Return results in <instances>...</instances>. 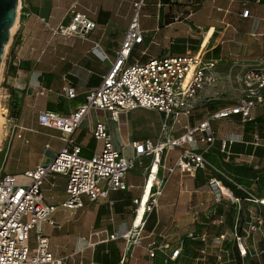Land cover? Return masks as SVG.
Segmentation results:
<instances>
[{"label":"crops","instance_id":"0c3cea01","mask_svg":"<svg viewBox=\"0 0 264 264\" xmlns=\"http://www.w3.org/2000/svg\"><path fill=\"white\" fill-rule=\"evenodd\" d=\"M138 1L19 0L16 22L7 50L4 51L0 71V120L3 121L0 177L13 175L18 183H28L29 180L23 176L26 171L36 166H46L53 160L64 145V136L55 129L41 126L38 115L52 112L67 116L84 102L90 91L99 86L116 58L124 31L133 15V4ZM157 1L144 0L145 6L139 18L143 42L131 50L129 65L145 63L152 57L201 52L217 61L219 75V70L228 67L238 68L242 72L245 67L257 64L263 56L264 0H192L191 9L186 6L187 0H161L165 6L160 9L156 8ZM70 10L85 15L95 23L94 30L85 39L52 33V29L68 22ZM243 11H248L246 18L241 16ZM177 13L182 14L180 22L173 21V15ZM16 59L20 61L18 65ZM66 85H70L76 94L71 101L62 95V88ZM39 88L50 91L39 95ZM209 95L203 93L199 96L189 118L180 117L175 124L167 121L165 132L161 131L164 122L162 116L147 110L121 114L115 122L102 111H93L90 118L104 121L114 149L128 151L130 156L131 150L126 145L131 141L149 139L156 142L164 140L169 134L178 138L183 135L185 125L195 126L210 113L229 106L220 108L219 105L207 103ZM259 108L264 112L262 107ZM251 112L252 119L262 113L251 116ZM7 114H13L15 124L22 129L8 130L5 126ZM218 121L219 124L213 129L216 142L205 158L238 184V180L249 183L240 185L264 198V187L259 188L257 178L241 179L234 172L240 166L253 171L264 170V158H258L253 153L245 154V148L240 143L232 146L240 150L238 153L230 150V155L226 156L220 152L221 141L229 135L240 136L247 146L253 135L257 134L256 129L244 134V124H241L239 116ZM229 122L241 125L234 127ZM84 123L87 130L82 131L80 126L73 132L72 138L80 147L81 156L90 158L100 151L101 144L93 140L86 119ZM176 125H179L177 135L173 133ZM203 147L199 145V149ZM251 147L252 152L261 149L264 141H260L258 147ZM181 151L175 148L163 155L162 167L158 170V179L162 184L155 210L149 215L150 222L148 225L146 223L142 232L140 246L128 253L124 264H159L158 257L148 258L147 245L161 240L174 244L186 231H199L201 228L193 223L194 211L198 209L199 221L205 222L209 210L215 207L214 192L208 185L212 176L210 171L183 175L175 170L168 176L166 169L174 165ZM207 156L213 157L214 162ZM148 165L149 159H146L140 170L141 184L130 183L132 176L127 173L126 192H110L107 199L94 202L82 195V206L76 210L62 207L67 199L66 179L62 176L45 178L40 187L42 200L55 210L50 216L53 224L44 222L41 233L48 238V250L53 257L66 258V264L101 263L99 254L109 251L105 264H119L123 241L101 242L114 231L130 228L134 207L132 200L141 194L143 169ZM152 183V178L146 179L140 200L147 199ZM258 188L261 190L258 191ZM236 192L239 198L243 197L240 191ZM217 213H221L220 206H217ZM31 233L34 235L33 232L29 233L28 245ZM78 238L88 240L90 246L81 252H74ZM33 242L35 247V236ZM184 252L190 258L193 250L186 246ZM182 261L183 264H190Z\"/></svg>","mask_w":264,"mask_h":264},{"label":"built area","instance_id":"2783aa9c","mask_svg":"<svg viewBox=\"0 0 264 264\" xmlns=\"http://www.w3.org/2000/svg\"><path fill=\"white\" fill-rule=\"evenodd\" d=\"M144 6V0L133 4V15L124 31L114 62L99 86L85 96L84 102L67 116L52 112L38 115L41 126L55 129L64 136V145L53 160L46 166H36L26 171L23 176L29 180L28 183H18L13 175L0 177V264H66V258L53 257L48 250V238L41 233L44 222L53 224L50 216L55 210V207L46 206L42 200L40 187L45 178L62 176L66 179L67 199L62 207L76 210L82 206V195L94 202L107 199L110 192H126L127 173L136 166L143 167L144 161L149 159V165L143 169L141 194L132 200L134 209L130 228L114 231L101 242L123 241L119 264H124L128 253L140 246L142 232L160 196L162 182L158 179V170L162 167V157L175 148L182 151L174 165L166 169L168 176L175 170L183 175L210 171L212 176L208 185L214 192L215 207L209 210L205 222L199 221V210L194 211L193 223L195 227L201 228L199 231H186L174 244L165 240L148 244V258L158 257L159 264H183L182 259L189 260L190 264H264V198L256 197L205 158L216 142L211 126L213 121L239 116L241 124H245L252 120L250 112L253 108L264 106V53L257 64L245 67L242 71L239 79L243 85L242 96L235 104L210 113L195 126L185 125L183 135L178 138L169 134L164 140L156 142L149 139L131 141L126 145L131 150L128 157L123 151L114 149L106 123L90 118L93 111H102L108 113L109 119L115 122L121 114L147 110L162 116L164 122L161 131L165 132L167 121L175 124L180 117L189 118L199 96L215 85L218 78L217 61L201 52L152 57L145 63H127L131 50L143 42L139 18ZM164 6L161 0L157 1V9ZM186 6L191 9L192 0H187ZM241 16L246 18L248 11H243ZM68 17L65 25L52 29L53 34L85 39L95 28L93 21L74 10H70ZM182 19L181 13L173 15L174 22ZM16 61L18 65L20 61ZM49 91L39 88L38 94L44 95ZM62 95L68 101L76 97L70 85L62 88ZM85 119L93 140L101 144L100 151L90 158L81 156V149L72 138L73 132ZM5 126L11 132L22 129L15 124V118L10 114L6 115ZM260 141L264 139L256 134L247 145L258 147ZM236 143L244 144L240 136L229 135L221 141L220 152L229 156L230 148ZM199 145L204 147L199 149ZM150 178L153 183L148 190L142 216L136 223L140 198L145 191L144 184ZM220 185L233 194L235 198L232 201L224 196ZM234 190L240 191L243 198L237 197ZM241 202L251 206L244 219L240 216L243 211ZM217 206L221 207L220 214L217 213ZM30 232L35 236L32 250L28 246ZM89 246L88 240L78 238L73 249L74 252H81ZM186 246L193 250L195 256L188 258L184 252ZM259 258L262 260L257 261Z\"/></svg>","mask_w":264,"mask_h":264},{"label":"rangeland","instance_id":"374dc122","mask_svg":"<svg viewBox=\"0 0 264 264\" xmlns=\"http://www.w3.org/2000/svg\"><path fill=\"white\" fill-rule=\"evenodd\" d=\"M219 71H220V74L218 75V78L215 82L214 87L210 88V90L208 89V92H204V95L210 94L208 96V99H206V100H209L207 103L212 104V105H215V104L219 105V107L221 108V107H224L227 105L235 104L239 100V98L242 96V86L243 85L239 81L242 72L239 71L238 68L228 67V68H225L224 70H219ZM262 108L264 109V106ZM259 111H260L259 107L253 108V110L251 112V116H253L254 113H257ZM261 112H262V110L259 113H261ZM218 124H219V121H215V122L211 123L214 130ZM229 124H231L234 127H236V125H238L237 127H239V125H241V124H235L234 122L233 123L229 122ZM2 125H3V121L0 120V139L2 136V128H3ZM80 128L82 131L87 130L85 123L84 124L82 123ZM178 128H179V125L174 126L173 133H175V135H177ZM256 133L259 136V138H261V137L264 138V127L262 128V127L258 126L256 128ZM123 154L126 157H128L129 152L125 151V152H123ZM207 157L209 160L214 162L213 157H211V156H207ZM141 169H142V167H137V168L128 172L132 176L130 178V183H134V184L135 183H138V184L142 183V178L140 175ZM126 182H127V180H126ZM242 198L243 197H240V199H242ZM240 206H241V209L243 210L240 216L242 219H244L243 217L245 216L246 211L249 208H251V206L245 202H241ZM133 209H134V207H133ZM230 212H232V211H230ZM150 218L151 217H149V219L147 221V225L150 222ZM33 236L34 235H32V233H31L30 239H29V245H28L29 249L34 248ZM194 254H195L194 252L191 253V256H195ZM186 261L190 263L189 260H186ZM230 264H240V263L235 262V263H230ZM244 264H250V263L245 262Z\"/></svg>","mask_w":264,"mask_h":264},{"label":"trees","instance_id":"16d2710c","mask_svg":"<svg viewBox=\"0 0 264 264\" xmlns=\"http://www.w3.org/2000/svg\"><path fill=\"white\" fill-rule=\"evenodd\" d=\"M11 115L14 116L13 114H11ZM258 126H260L262 128L264 127V112L260 116L255 117L254 119H252L249 122H246L243 125L244 134H247L248 132H252ZM250 141H245V142L249 143ZM241 147L245 148V150L243 152L245 154H247V155L253 153V155H256L258 158H264V147L261 148V149H255L254 152H252V147L251 146H248V145L245 146L244 144H242ZM230 150L233 153L234 152L238 153L240 151V150L235 149L234 147H231ZM234 172H235V175L238 176L241 179H243V178H245V179H249V178L256 179L257 178V181L259 183L258 184L259 188H263L264 187V170L253 171L251 168H246L245 166H240V167L235 168ZM238 182H239V184H242V185L243 184L244 185H249V183L243 182L241 180L240 181L238 180ZM259 188H258V191L261 190ZM233 192L238 197V194H237L236 190H234ZM255 194L254 195L259 198V195L257 193H255ZM107 255H109V251H106L102 255L99 254L102 264H105V260H106V256ZM101 263H99V264H101Z\"/></svg>","mask_w":264,"mask_h":264},{"label":"water","instance_id":"95a60500","mask_svg":"<svg viewBox=\"0 0 264 264\" xmlns=\"http://www.w3.org/2000/svg\"><path fill=\"white\" fill-rule=\"evenodd\" d=\"M19 0H0V67L5 47L11 38V29L16 22Z\"/></svg>","mask_w":264,"mask_h":264},{"label":"bare ground","instance_id":"6f19581e","mask_svg":"<svg viewBox=\"0 0 264 264\" xmlns=\"http://www.w3.org/2000/svg\"><path fill=\"white\" fill-rule=\"evenodd\" d=\"M15 25V24H14ZM14 27V26H13ZM13 29L14 28H12L11 29V32H13ZM8 46V45H7ZM7 46L5 47V51H6V49H7ZM2 64V63H1ZM0 71H1V67H0ZM220 187H221V191H222V193L224 194V196L225 197H227L229 200H233L235 197L233 196V194H231L230 193V191H226V190H224L223 189V187L220 185ZM141 201V203H140V205H139V207H138V213H137V218H136V223H138L139 222V220H140V218H141V216H142V213H143V211H144V204H145V201H146V199L145 200H140Z\"/></svg>","mask_w":264,"mask_h":264}]
</instances>
